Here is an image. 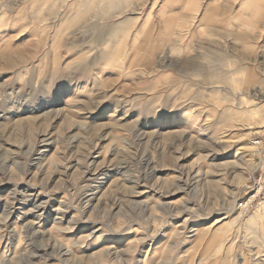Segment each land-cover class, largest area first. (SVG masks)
I'll return each instance as SVG.
<instances>
[{
  "label": "rangeland",
  "instance_id": "1",
  "mask_svg": "<svg viewBox=\"0 0 264 264\" xmlns=\"http://www.w3.org/2000/svg\"><path fill=\"white\" fill-rule=\"evenodd\" d=\"M230 1L165 39L152 0H0V264H264V203L239 205L264 18Z\"/></svg>",
  "mask_w": 264,
  "mask_h": 264
},
{
  "label": "crops",
  "instance_id": "2",
  "mask_svg": "<svg viewBox=\"0 0 264 264\" xmlns=\"http://www.w3.org/2000/svg\"><path fill=\"white\" fill-rule=\"evenodd\" d=\"M219 0H152L155 24V37L174 38L178 25L181 24L186 32L191 31L186 37H203L205 32H218L217 26L221 22V14L235 13V4L227 0L226 6L220 5ZM218 2V3H217ZM256 9L257 22L263 21L264 0H253ZM159 25V29H158ZM195 25V26H194ZM175 32V34H173ZM219 37V34H213ZM232 85L240 87L241 78H233Z\"/></svg>",
  "mask_w": 264,
  "mask_h": 264
},
{
  "label": "built area",
  "instance_id": "3",
  "mask_svg": "<svg viewBox=\"0 0 264 264\" xmlns=\"http://www.w3.org/2000/svg\"><path fill=\"white\" fill-rule=\"evenodd\" d=\"M253 169L249 176L247 195L249 199L241 203L240 209L246 214L256 204L264 203V139L256 138L252 141Z\"/></svg>",
  "mask_w": 264,
  "mask_h": 264
},
{
  "label": "bare ground",
  "instance_id": "4",
  "mask_svg": "<svg viewBox=\"0 0 264 264\" xmlns=\"http://www.w3.org/2000/svg\"><path fill=\"white\" fill-rule=\"evenodd\" d=\"M262 210H264V208H263ZM262 212H263V211H262ZM262 212H261V213H262ZM240 214H241L240 216H242V215H243V212H241ZM240 216H238V218H239ZM194 230H195V229H194Z\"/></svg>",
  "mask_w": 264,
  "mask_h": 264
}]
</instances>
